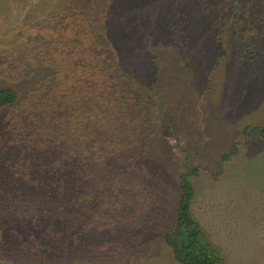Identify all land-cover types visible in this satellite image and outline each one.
I'll return each instance as SVG.
<instances>
[{"label": "rangeland", "instance_id": "obj_1", "mask_svg": "<svg viewBox=\"0 0 264 264\" xmlns=\"http://www.w3.org/2000/svg\"><path fill=\"white\" fill-rule=\"evenodd\" d=\"M233 4H240L234 20H245L252 38L231 39L223 56L217 35L232 32ZM74 34L83 49L117 53L146 84L132 80L134 94H121L132 116L112 108L105 121L89 89L74 83L59 82L57 94L44 90L37 105L30 98L0 110V264H42L45 256L64 264H180L165 233L174 229L185 162L199 168L192 211L223 264H264V135L256 129L264 125V0H0V88L15 84L22 55L37 72L38 59L57 63V54L74 65ZM253 50L254 59L241 57ZM65 120L102 149L80 197L33 222L29 196L47 182L55 192L58 178L27 177L46 163L36 162L32 142L42 133L55 140ZM52 237L57 245L49 247Z\"/></svg>", "mask_w": 264, "mask_h": 264}, {"label": "trees", "instance_id": "obj_2", "mask_svg": "<svg viewBox=\"0 0 264 264\" xmlns=\"http://www.w3.org/2000/svg\"><path fill=\"white\" fill-rule=\"evenodd\" d=\"M239 7L240 4H233L231 7L230 14L233 20L230 22V26L232 24V32L230 29L225 28L222 34L219 32L217 35V39L220 40V47L222 48L221 55L223 54V56L228 54L229 50L231 51V46L229 47L226 45L228 41L234 39L235 45L238 44V41H240L239 44L242 43L241 45H243L244 39L249 37V34L246 33L248 29L246 27L241 28V26H245V20H234V18H237V12L240 11L238 10ZM261 21H263V19H261ZM164 24L166 25V23ZM226 24L228 25L227 21ZM223 25V22L219 24L220 27ZM74 35L78 37L73 52H71V56L73 55L74 62L76 63L75 67V63L71 65L68 54L64 59L57 54V63L51 61L45 62L43 59L44 62H42L38 59L35 63L38 66H35L38 67L40 72H37L31 63L26 62V57H24V55L20 56V71L16 74L15 84L0 88V110L9 107L15 108L21 104L23 99H33L39 96L38 94L43 93L44 90L57 94L56 87L60 82V84H65L63 86L72 83L77 84L76 86L79 88L83 86L82 93L88 88L89 92L87 91V94H93L94 96L92 99L97 109L95 110V112L97 111L96 118L100 116V120L102 121L106 120L108 112L112 108L114 111L116 110L118 112L122 110L126 116H132L129 111L131 108L128 106L130 98L124 99L125 96L121 94H134L132 89H129V82L132 80H136L137 83L140 82L145 86L146 83L139 79V72H134V70H132L133 68H129L126 64L123 65L115 60L119 55L114 53V51L106 50L93 52L90 51V49H83L81 47V41H83V39L80 38V35ZM82 36L81 34V37ZM84 37H86V35H84ZM110 38L111 36L105 39L109 40ZM167 48L171 47L167 46ZM100 50H105V47ZM137 51L139 52L138 45H136V48L134 45L131 46L132 53L137 54ZM238 53L239 52L236 53V56H238ZM245 54H247V57H241L250 60L259 55V52L253 50L250 54L249 52H245ZM38 56L41 58L40 55ZM86 57L90 58L89 63H86L84 60ZM154 57L157 58L156 53H154L150 59L148 58L152 67L154 65L158 66L157 62L153 60ZM6 61L10 62V67L17 63L14 60L6 59ZM40 63H43L42 70L40 69ZM64 64L67 66H64ZM156 73L157 70L154 71V76H156ZM52 80L55 83L53 82L52 84ZM148 87L153 90L155 89L152 84ZM112 94H120L121 96ZM111 95L112 98L110 97ZM113 96H115V98ZM92 99H90V101ZM31 101L36 105L39 104L37 100L33 99ZM79 115L81 116L82 114ZM83 117L84 119L82 121L87 120V113L83 114ZM72 127V122L65 120L63 121V128L61 130H54L55 137L57 136L55 140L46 139V137H52V135L48 134L46 136V134L42 133L41 140L32 142L34 146L33 154L38 156L36 162L39 159L40 161L41 159H46V163L39 164V170L34 168V171L28 172L26 174L27 177L33 181V175L39 176V171L58 178L57 182H55L57 183L55 185V192L52 190L51 186L48 187L49 182H47L46 186L37 187V189L31 193L32 195L29 196V198L36 197V205L33 201L30 202L33 209H31L29 215L33 222H42V216H45L42 213L45 208L50 207L51 209H59L61 208L59 204L61 205L66 201H69V203L73 200L76 201V199L80 197V195L77 196V194L82 185L92 176V172L88 170V166L92 164V159H94L96 152L102 148L101 146L97 148V145L89 146L87 140H80V137L82 135L85 136V133L80 135L78 130L70 131ZM87 128L88 124L87 121H85V129ZM256 129L264 135V125L258 126ZM30 147L32 148V146ZM124 151L127 154L131 152L129 149ZM228 157V155H225L224 159H228ZM40 161H38V163ZM184 165L185 170L179 174L180 187L175 210L174 229L165 233V240L171 248L173 259L180 264H223L224 258L221 249L213 242L208 232L193 215L192 204L196 190L191 177L199 173V168L191 167L188 162H185ZM50 184L54 185L53 183ZM45 187L50 190V193L43 195V188ZM63 194L67 197H63ZM73 224H75V222H73ZM55 239L57 238L52 237L51 241L48 242L49 247L57 245ZM39 262L42 264H46V262L50 264L53 262L56 264L65 263L57 257L51 258V256H45L43 259H39Z\"/></svg>", "mask_w": 264, "mask_h": 264}]
</instances>
